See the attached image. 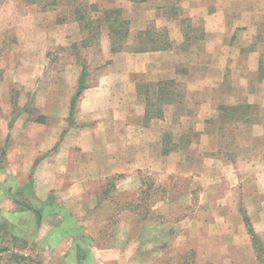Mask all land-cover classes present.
I'll list each match as a JSON object with an SVG mask.
<instances>
[{
    "label": "crops",
    "instance_id": "0c3cea01",
    "mask_svg": "<svg viewBox=\"0 0 264 264\" xmlns=\"http://www.w3.org/2000/svg\"><path fill=\"white\" fill-rule=\"evenodd\" d=\"M91 3L101 13L119 9L129 23L128 39L150 25L155 35L165 31L169 47L111 53L105 25H93L92 30L88 25L86 31L74 10L65 12L70 16L62 27L60 47L66 50L69 41L76 45L73 48L83 40L95 43H86L81 66L76 61L80 57L75 58L79 54H69L73 59L65 73L71 80H63L62 126L54 145L46 148L47 152L53 148V153L37 155L20 167L18 191L27 189L42 208L30 212L41 220V215L51 212L54 192L73 186L82 192L114 174L127 176L160 166L186 171L199 183L196 199L193 192L184 193L189 198L185 208L193 206V213L183 216L182 236H177L174 224L168 230L171 239L158 246L185 249L213 264H258L243 214L264 249V0ZM188 25L194 26V32ZM188 39L195 41L185 43ZM82 73L84 89L76 97ZM161 83L167 85L169 96L162 107L156 98L158 105L153 108L137 89L142 85L157 89ZM180 84L183 94L177 97ZM176 119L181 133L188 134L186 129L197 123L191 132L196 143L163 142L165 134L176 136ZM46 140L37 148L46 147ZM81 146L85 149L79 153L76 149ZM145 244L138 240L134 246L141 252ZM70 245L63 264L111 262L106 250L94 249V254L80 259Z\"/></svg>",
    "mask_w": 264,
    "mask_h": 264
},
{
    "label": "rangeland",
    "instance_id": "374dc122",
    "mask_svg": "<svg viewBox=\"0 0 264 264\" xmlns=\"http://www.w3.org/2000/svg\"><path fill=\"white\" fill-rule=\"evenodd\" d=\"M28 1L0 0V264H63L62 256L72 243L80 259L82 255L94 254V249L106 250V256L112 258L110 264H213L185 249L165 250L158 246L171 239L168 230L174 224L179 230L177 236H182L183 216L194 210L193 206L185 208L189 198L184 193L193 192L192 198L196 199L198 180L178 168L171 172L160 166L127 176L114 174L82 192L76 186L65 192L56 191L49 214L41 215L40 220L30 212L42 208L26 188L25 192L18 191L20 167L37 155L46 157L53 153V148L48 152L46 148L54 145L62 126L59 116L65 103L63 80H71L65 73V66L73 59L69 54L77 52L79 56L75 58L80 57L76 61L81 66L86 43H95L94 39L83 40L73 48L76 45L71 46L69 41L66 50L60 47L62 27L67 23V15L70 16L64 14L69 9L79 11L80 17L85 16L80 26L88 31L102 18V13L92 0H40L35 4ZM92 20L95 24L90 26L88 22ZM187 28L194 32L193 25ZM153 29L149 25L145 31L155 33ZM157 34L164 35L165 31ZM133 38L134 35L128 39V47L132 46ZM143 86L137 93L144 95L147 89L146 103L155 108L158 102L153 92L157 89ZM176 90V96L180 97L182 84ZM12 118H15L14 131L8 135ZM196 124L186 129L188 134L181 133L184 130L178 127L176 119V136L165 134L163 142L196 143V135L191 133ZM83 137L86 138V133ZM45 138L46 147L37 148ZM84 149L81 146L76 151ZM138 240L146 243L141 252L134 246ZM261 247L262 251H256L258 264H264ZM13 254L26 258L16 260Z\"/></svg>",
    "mask_w": 264,
    "mask_h": 264
},
{
    "label": "trees",
    "instance_id": "16d2710c",
    "mask_svg": "<svg viewBox=\"0 0 264 264\" xmlns=\"http://www.w3.org/2000/svg\"><path fill=\"white\" fill-rule=\"evenodd\" d=\"M36 2H40V0H29L27 3L29 4H35ZM76 12V10H75ZM84 14V13H83ZM76 15H78V19L79 21H83L85 18V16L83 15L82 17H80V12L77 11ZM90 19V18H89ZM96 22V24H95ZM90 21L88 22L90 26H92L93 24H95V27L97 28L99 23H102L103 25H105L108 29V33H109V38L111 40V46H110V51L111 53H117L120 51H130V52H147V51H155V50H159V49H164L169 47V44L166 40V38L163 35H155V33H152L150 31H144V32H139L134 38H133V42H131L132 46L128 47L127 46V41H128V26L129 23L128 21L124 20L121 17V13L119 10H107L104 11L102 13V18H100L99 21ZM86 26V24H85ZM88 26V24H87ZM86 74L82 73L81 78L79 79V87H78V91L76 93V97H78L79 93L84 89L83 87V80L85 78ZM160 86L157 88V90L155 92H153V97H155V99H160V101H165L166 99H168V92H167V85L166 84H159ZM147 94V89H145V94ZM76 97L71 101L70 104V114L72 115V109L74 106V102ZM149 98L146 97L145 100L147 101V99ZM167 101V100H166ZM15 118H12L10 120V122L8 123V128L12 126L13 122H14ZM167 152L164 150L163 154H166ZM1 155H4V153H2ZM243 222L246 226L247 229V233L249 234L253 247L255 249V251H258V249L260 251H262V247H261V243L258 241V238L256 237V235L254 234L251 224L249 222V219L247 218V216L245 214H243ZM5 251V250H2ZM13 257L16 260H23L26 257L23 255H19L13 254Z\"/></svg>",
    "mask_w": 264,
    "mask_h": 264
}]
</instances>
